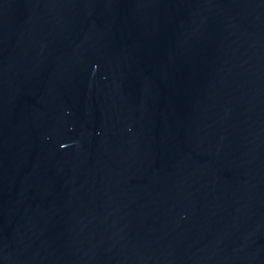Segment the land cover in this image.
Here are the masks:
<instances>
[{
    "label": "water",
    "instance_id": "water-1",
    "mask_svg": "<svg viewBox=\"0 0 264 264\" xmlns=\"http://www.w3.org/2000/svg\"><path fill=\"white\" fill-rule=\"evenodd\" d=\"M0 264H264V0H0Z\"/></svg>",
    "mask_w": 264,
    "mask_h": 264
}]
</instances>
